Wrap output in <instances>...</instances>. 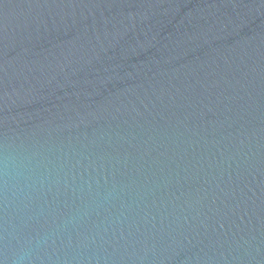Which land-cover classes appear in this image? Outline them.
Listing matches in <instances>:
<instances>
[{"label":"water","instance_id":"1","mask_svg":"<svg viewBox=\"0 0 264 264\" xmlns=\"http://www.w3.org/2000/svg\"><path fill=\"white\" fill-rule=\"evenodd\" d=\"M264 264V0H0V262Z\"/></svg>","mask_w":264,"mask_h":264},{"label":"clouds","instance_id":"2","mask_svg":"<svg viewBox=\"0 0 264 264\" xmlns=\"http://www.w3.org/2000/svg\"><path fill=\"white\" fill-rule=\"evenodd\" d=\"M42 241H37L34 244L31 243L26 247H22L16 254L12 264H33V255L36 248ZM3 264V262H0Z\"/></svg>","mask_w":264,"mask_h":264}]
</instances>
